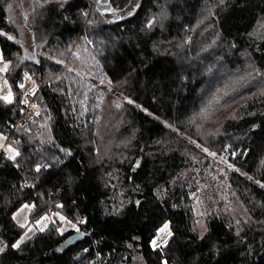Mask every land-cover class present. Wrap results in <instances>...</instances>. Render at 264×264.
I'll use <instances>...</instances> for the list:
<instances>
[{
  "label": "trees",
  "instance_id": "16d2710c",
  "mask_svg": "<svg viewBox=\"0 0 264 264\" xmlns=\"http://www.w3.org/2000/svg\"><path fill=\"white\" fill-rule=\"evenodd\" d=\"M25 1L17 0V8L31 36V54H37V40L44 42L38 50L44 54L36 55L43 70H38L41 65L26 60L11 74L10 83L17 99H22L15 84L20 81L22 70L31 69L35 73L33 78L40 87L35 104L40 116L32 117L37 122L32 127L34 137L45 132L39 125L46 121L56 142L70 149L73 156L56 153L65 163L41 173L45 179L36 189L23 191L19 190L23 178L35 175L28 171L30 165L22 161L21 170L17 171L4 166L0 160V238L13 242L24 231L11 217L25 202L37 205L30 214L31 223L33 217L42 214V209L49 213V207L53 206L69 219L86 218L88 223L80 228L90 235H84V240L77 245L64 246V241L75 232L70 230L60 236L49 225L44 233L38 232L33 240L22 245V251L9 250L0 255V264H159L158 253L150 250L147 240L154 234L157 219L161 217L171 220L174 231L164 254L170 264H264V223H261L264 189L245 176L230 172L225 182L231 185L230 191L236 193L233 196L248 209L250 217L249 223L242 225L245 243L237 242L235 222L227 210L231 204L214 212L210 211L213 207L206 208L211 214L206 215L207 232L200 240L197 229L192 231L197 217L191 194L197 189V182L204 180L205 172L214 166L200 154L203 162L195 166L198 171H189L193 165L181 155L185 150L199 153L184 139L187 136L205 143L190 119L197 117L219 94L221 103L212 105L214 115L204 123V130L206 134L218 128L220 134L206 139L217 149L228 143L239 149H250L247 157L237 156L234 163L242 172L264 181V166L260 163L264 159V96L260 95L264 82L259 77H249L235 83L251 71L250 63L264 71V40L249 36L264 20V0H225L223 7L215 6L218 0H121L117 6L107 0H100L98 5L97 0H91L95 6L93 14L90 13L93 20L103 10L108 15L101 16L103 22L91 27L79 16V10L89 11L87 0H74L73 7L67 11L61 10L56 0L50 3L30 0L25 10ZM134 2L141 3L142 7L133 17L116 21L109 14L113 8L118 12L126 10ZM6 3L10 0H0V30L22 41ZM162 7L167 16L163 26L157 24L145 31L146 20L160 14ZM208 9L214 15L208 17ZM107 20L115 22L107 23ZM85 36L94 43L87 44ZM73 44L80 46L82 59L92 63L91 57L95 56L101 61L104 75L113 80V90L123 97L121 109L114 107L119 98L105 91L99 79L86 77L80 82L61 65L45 59V55L61 58L60 53H65L63 58L72 60L66 50ZM231 44L236 47L231 48ZM0 47L7 59L14 60L16 53L24 54L19 45L4 37H0ZM208 47L212 50L205 51ZM100 52L108 57L106 63ZM75 64L80 66L79 61ZM208 67H212L211 73L207 72ZM180 69L187 77L182 85L175 79ZM59 75L66 78L56 83L55 77ZM125 79L126 84L120 86L118 82ZM69 89L72 90L70 98ZM102 93L104 102L97 107ZM125 98L135 104H127ZM136 104L146 111L135 107ZM22 106L5 107L0 103V130L11 122L19 124ZM232 114L237 119L228 118ZM97 118L98 124L94 122ZM165 124L177 127L181 135L177 137ZM253 124L261 126L255 133L250 131ZM16 138H24V134L17 133ZM33 144L39 147L35 138ZM44 149L46 154L55 151L49 145H44ZM30 153L25 144V157ZM37 159L39 154L33 156V161ZM136 161L141 162V167L133 172ZM108 173H112L111 179ZM118 183L124 189L125 198L132 203L125 205L121 214L113 215L109 201L115 196ZM136 185H140L139 191L133 190ZM158 188L162 190L161 198L156 195ZM37 192L43 194L42 199H37ZM136 200L142 201L141 207L135 206ZM56 203H62L64 208L57 209ZM224 203L220 200L219 205ZM230 222L232 228L228 226ZM133 236L140 239L134 241ZM128 244L133 247L128 248ZM61 247L64 251L57 252ZM85 248L89 249L87 253L83 251ZM121 257L127 259L121 261Z\"/></svg>",
  "mask_w": 264,
  "mask_h": 264
},
{
  "label": "snow or ice",
  "instance_id": "6c2138e0",
  "mask_svg": "<svg viewBox=\"0 0 264 264\" xmlns=\"http://www.w3.org/2000/svg\"><path fill=\"white\" fill-rule=\"evenodd\" d=\"M6 2V0H5ZM51 0H45V3H50ZM100 0H97V3H99ZM56 3L58 7L61 10L67 11L70 10L73 7L74 0H56ZM225 4V0H218V3L215 5L216 7H223ZM6 6L9 11L12 10V4L6 3ZM40 7H43V5H40ZM76 7L79 9V5L77 4ZM142 7L141 3L134 2L129 4L128 8L120 9L118 12L116 8H113L110 11V15L116 18V21L122 20L127 17H133L137 14V11ZM208 17L214 15V13L211 11V9L207 10ZM104 13H101V16H103ZM79 16L83 18L85 21V24L87 27L93 26L98 21L93 20L91 18L90 12L85 10H79ZM206 17V18H208ZM65 20H68V17H64ZM167 19L166 13L163 10V7L161 8V12L159 16L153 15L151 18L147 19L144 24V30L148 31L153 29L157 24H160L161 27L162 21ZM25 20H27V17H25ZM107 23H113L115 21L113 20H107L105 21ZM260 27L264 29V24H261ZM250 37L264 40V32H261L257 30L256 32L249 33ZM0 37H4L7 41L12 42L13 44L19 45V48L23 50L24 54L19 55L18 53L14 54L15 59H7L3 50L0 49V103H2L5 107L12 106L14 104H22L29 108H31L32 111L30 113L31 116H40V111L38 109V105L35 103H29L28 97L35 96L38 89H39V83L36 79H34L35 73L31 70H22L21 73V79L18 83L15 84V87L20 89L21 95L23 96L22 99H17L16 94L13 91V84L10 83V79H12V73L15 71V69L21 68V65L24 64L26 60H31L33 64L35 65H41V68L38 69L40 71L43 70L41 61L36 59V53L29 54L28 49L24 47V44L21 40L17 39L14 35L5 32L3 30H0ZM84 40L87 44H93L94 41L88 40L87 37H84ZM187 42V41H186ZM46 43V41H45ZM215 43V41H213ZM39 47H43V44L38 45ZM73 47H75L77 50L73 51ZM231 48H235V44L230 45ZM79 45L73 44V46H70L66 51L71 54L72 60L68 61L65 58V53H60L61 58H54L52 55H45V59L52 60L54 64L61 65L66 73L74 74L76 78L80 82H83L85 78H97L99 79V83L101 85L105 84V80H107V87L108 90H112L113 86V80L108 79L104 73H103V66L101 64V61L98 60L95 56L91 57L92 63H89L88 61L81 58L79 54ZM156 49L154 48V51ZM205 51L207 49H204ZM100 55L104 56V62L106 63L108 60V57L104 55V52H100ZM79 61L80 66L77 67L75 62ZM248 67L251 69L250 72H248L247 76L241 75L235 83H240L242 81H246L249 77L252 79H256L257 77L260 78L262 82H264V71H261L257 69L254 65L251 63L248 65ZM183 69H180L175 76V79L177 81L181 82V85L183 84V81L187 79L186 76L182 75ZM207 72H212V67L207 68ZM66 77L63 75H59L55 77L56 83H61L63 79ZM30 82L32 87L25 91L26 83ZM41 83L43 82L41 78ZM126 79L124 81H119V85L123 86L126 84ZM51 87V85H48ZM55 90V89H54ZM91 90V88H89ZM233 90H235L233 88ZM69 98L71 97L72 90H68ZM80 93H77L79 95ZM224 95H228L227 92H224ZM260 95L264 96V89L260 91ZM85 99H87V93H84ZM127 104L133 105L135 102L130 98H125ZM103 93L100 96V103L97 104V107H100L103 104ZM81 108L83 109L84 104L83 101H80ZM221 103V97L219 94H217L215 97H213L211 103L206 106L205 108H202L198 114L197 117H193L190 119V123L194 124L196 126L197 132L200 134L202 139H205V143L201 144L198 143L195 139H192L190 137L185 136L184 139L187 141L188 144L194 145L196 149L199 150V153L192 154L185 150L181 153L182 156H184L190 164L193 165L189 171H198V169L195 167L196 165L201 164L203 161L200 159V154H203L204 161H211L212 166H214V174L212 175L211 179L213 181L217 180H228V175L230 172L237 173L239 175H243L246 177L248 181H252L254 184H256L260 189H264V181L261 179H254L253 176L248 175L245 172L241 171V168L237 167L234 163L236 161L237 156H244L247 157L248 152L251 151L250 149L244 150L239 149L236 146H234L231 143L228 144H222L220 148H213L210 146L211 141H208L206 137H215L220 134V130L217 128L215 131H210L205 134L204 130V123L209 121L210 117L214 115V109L212 108V105H220ZM114 107L119 110L121 109L122 105L117 100L114 103ZM135 107L140 108L141 111H146L145 109L141 108L140 105L136 104ZM73 114L76 113L75 107L72 109ZM22 111V110H21ZM103 111V109H101ZM83 114V112H81ZM254 115V113H252ZM148 115H151V113H148ZM230 119H237V116L235 114L230 115L228 117ZM48 120H51V116H48ZM200 121L197 123V121ZM95 123H99V118H97ZM36 120L30 119L27 123H20L16 124L15 122H11L10 125L6 126V129L0 130V160L4 161V166H11L17 171L21 170L22 161L25 163H28L30 167L28 168V171L31 173H34L35 175L32 177H28L27 175L23 178V182L19 185V190L23 191L25 188H32L36 189L38 187V183L45 179L44 176L41 175V173H48L50 170L59 167L60 165H63L65 163V160L61 158L60 156L56 155V153H63L65 157H72L73 152L70 149H66L62 146H60L54 137L51 135V128L48 126L47 122L40 123L39 127L41 129H44L45 132H41L39 136H35L32 132L33 125H36ZM165 127L170 128L173 133H176L177 137L181 135L179 129L171 124H165ZM260 125L253 124L250 131L255 133L258 128H260ZM17 133H23L24 138H16ZM46 133V134H45ZM38 141L39 147L35 146L33 144V139ZM25 144L31 149L30 155L25 157L24 151H25ZM44 145H49L50 147L54 148L55 151L52 153H45ZM97 155H99V149L96 150ZM39 154V159L33 161V156ZM126 159V158H125ZM232 161V162H230ZM123 162V161H121ZM261 165L264 166V159L261 160ZM210 165L205 164V167H209ZM141 167V162L136 161L135 164L132 166V171L136 172L138 168ZM109 179L112 178V173H108ZM107 186V185H106ZM228 188H231V185H226ZM209 186L201 184L200 187L196 190V192L192 193L191 198L195 199L198 204L203 203V199L200 195H197V192H203L205 191ZM134 191L140 190V185H136L133 189ZM157 198L162 197V190L157 189L156 192ZM232 195H236L235 192L232 193ZM43 194L37 192V199H42ZM211 198V197H209ZM214 203L216 201H213ZM128 203H132L131 201H128ZM125 206V202L121 201L119 207H116L113 209L112 213L113 215H119L122 213ZM135 206L137 208L142 206V201L136 200ZM55 207L57 209H63L64 205L62 203H56ZM227 207V205H226ZM245 215L248 212L247 208H243V205H241ZM37 208V205L35 202L32 203H22L20 207L17 209L15 213L12 214V221L16 222L18 227L22 230H24L22 233L18 234V238H16L13 242H8L3 239H0V255L5 254L9 250L18 252L22 251V245L28 243L29 241L33 240L37 233H44L46 230L49 229V225H52V228L54 229L55 233L57 235L63 236L66 231H69L70 229L74 231L78 236L83 237L84 235H90V233L81 232L80 225L87 224L88 221L86 218L76 217L75 219H69L67 216L63 215L62 212H52L51 214L48 213L47 210H41L42 214H37L35 217H33V222L31 224L28 223V218L25 217V222L21 223L18 220V216L20 213L27 210L29 214H32L35 212ZM228 211H231V209H227ZM195 211V209H193ZM210 212H201L199 213L200 216L210 215ZM219 218V217H218ZM235 220V236L238 239V243H245L242 237L243 227L242 225H247L249 223L250 217L248 218H242V219H236ZM261 223H264V221H261ZM196 226H199L203 229L198 235V239L203 240L205 237V233L207 232V227L204 224H201L199 220H196L194 222V226L192 228V231H196ZM230 228L233 227L232 223L230 222L228 225ZM174 237V231L172 228V222L169 219L166 218H158L155 226L154 234L151 235L148 240L147 244L148 247L152 252L158 253L159 256V264H170V262L164 258L165 251L169 249V242L172 241ZM134 241H138L140 238L137 236H133L131 238ZM73 243V239L70 237L69 239L64 241V246L71 245ZM128 248H132V244L127 245ZM213 249L215 250V245H212ZM57 252H63L64 247L57 248ZM85 253L89 251V249L85 248L83 250ZM99 254H97V260H99ZM127 257H121V261L126 260Z\"/></svg>",
  "mask_w": 264,
  "mask_h": 264
},
{
  "label": "rangeland",
  "instance_id": "374dc122",
  "mask_svg": "<svg viewBox=\"0 0 264 264\" xmlns=\"http://www.w3.org/2000/svg\"><path fill=\"white\" fill-rule=\"evenodd\" d=\"M29 1L30 0H26L25 1V5L23 6L25 10L29 6ZM41 1L45 2V0H41ZM166 1L167 0H163V2H166ZM51 2H54V1L51 0ZM87 2L89 4V12L91 14H93L95 6H94V4H93V2L91 0H87ZM108 2L109 3L111 2L112 4H115L117 6L118 3L121 2V0H107V3ZM10 3L12 4L13 7H12L11 11L8 10V13L13 18L15 26L20 31V35H21L24 47L27 48L28 49V53L31 54V52L33 50V46H32V43H31V36H30L29 31L23 25V22H22L23 16L21 14V11L18 10V8H17V0H10ZM97 5H98V3H97ZM105 11L106 10H103L101 13H104V16L107 17L108 15L106 14ZM159 15L160 14L158 13L156 16H159ZM95 20L101 23V22H103L104 18L99 16V15H96V19ZM202 22H205V21H202ZM261 24H264V20L259 24V27H258L259 31L264 32V29H262L260 27ZM185 43L187 45L188 41L185 42ZM190 43H192V42H190ZM40 44H44V42L39 39V40H37V46H36L37 48L34 47V49L36 48L37 55L39 54V56L44 54V53H40V51L38 52V50L40 49V47L38 45H40ZM212 44L216 48L215 44L214 43H212ZM193 45H194V43H193ZM206 49H209L208 51L212 50V48H210V47H208ZM222 76H223V74H222ZM25 83H26L25 91H28L32 87V85H31L30 82H25ZM104 87H105V89H104L105 91L110 92V93H115L116 96L119 98V102H121L123 97L115 92L116 89L113 90V88H112V90L109 91L106 83L104 84ZM38 91H39V89H38ZM117 100L118 99H116V101ZM230 162H232V161H230ZM213 174H214V167H212L209 170H207L205 172V174H204V176H205L204 180L198 181L197 184H196L197 189L200 187L201 184L209 186L205 191L197 192V195H200L202 197L203 203L198 204L195 199H192L197 220H199L201 222V224H204L207 227V225H206V215L202 217V216L199 215V213L205 212L206 208L207 209H211L212 207H213V209H211L210 211H212V212H214L216 210L219 211L220 209H223L224 206H226L227 204H231L230 205V209H231L230 215L232 217H235L236 219L248 218V215L247 214L245 215V213H244V211H243V209L241 207V202H237V199L232 195V192L230 191V188H228L226 186V185H228V183L223 181V180L213 181L211 179ZM196 190L194 192H196ZM124 194L125 193H124L123 187L118 183L117 190L113 193V195H115V196L112 197L110 199V201H109V204L112 205L113 209L116 208V207H119L121 201H124L125 205L129 204L128 203L129 200L127 198H125ZM191 196H192V194H191ZM209 197H211V198H209ZM220 200H223L225 203L223 205H219ZM213 201H216V202L214 203ZM25 217L28 218V223L31 224L30 214L27 212V210H25L24 212L20 213V215L18 216V220L21 223H23V222H25ZM234 222H235V220H234ZM15 224H16V222H15ZM196 229H197L198 233L203 231V229L201 227H199V226H196Z\"/></svg>",
  "mask_w": 264,
  "mask_h": 264
},
{
  "label": "built area",
  "instance_id": "2783aa9c",
  "mask_svg": "<svg viewBox=\"0 0 264 264\" xmlns=\"http://www.w3.org/2000/svg\"><path fill=\"white\" fill-rule=\"evenodd\" d=\"M37 94V93H36ZM29 99V103H36L35 101V96H30L28 97ZM21 110H22V118L19 120V124L20 123H27L30 119H32L33 116L30 117V113L33 111L31 108L23 105L21 107ZM49 214H51L52 212H56L55 208L53 206H50L49 207Z\"/></svg>",
  "mask_w": 264,
  "mask_h": 264
},
{
  "label": "water",
  "instance_id": "95a60500",
  "mask_svg": "<svg viewBox=\"0 0 264 264\" xmlns=\"http://www.w3.org/2000/svg\"><path fill=\"white\" fill-rule=\"evenodd\" d=\"M72 239H73V243L71 245H68V246H74V245H77L79 243H81L83 240H84V236L83 237H80L78 236L76 233L71 235L70 236ZM68 237V239L70 238Z\"/></svg>",
  "mask_w": 264,
  "mask_h": 264
},
{
  "label": "crops",
  "instance_id": "0c3cea01",
  "mask_svg": "<svg viewBox=\"0 0 264 264\" xmlns=\"http://www.w3.org/2000/svg\"><path fill=\"white\" fill-rule=\"evenodd\" d=\"M0 49H1V47H0Z\"/></svg>",
  "mask_w": 264,
  "mask_h": 264
}]
</instances>
